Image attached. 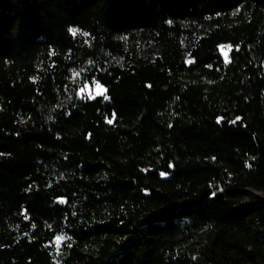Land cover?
Masks as SVG:
<instances>
[{"label": "trees", "instance_id": "1", "mask_svg": "<svg viewBox=\"0 0 264 264\" xmlns=\"http://www.w3.org/2000/svg\"><path fill=\"white\" fill-rule=\"evenodd\" d=\"M0 264H264V0H0Z\"/></svg>", "mask_w": 264, "mask_h": 264}, {"label": "rangeland", "instance_id": "2", "mask_svg": "<svg viewBox=\"0 0 264 264\" xmlns=\"http://www.w3.org/2000/svg\"><path fill=\"white\" fill-rule=\"evenodd\" d=\"M84 93L93 98L99 95H103L105 93V90L100 85H94V86H87L84 90ZM62 240L58 239L57 242L60 243Z\"/></svg>", "mask_w": 264, "mask_h": 264}, {"label": "snow or ice", "instance_id": "3", "mask_svg": "<svg viewBox=\"0 0 264 264\" xmlns=\"http://www.w3.org/2000/svg\"><path fill=\"white\" fill-rule=\"evenodd\" d=\"M69 31H70V33L73 34V36H75L77 33H79L80 35H83V36H87L88 35V33L82 32L81 30H79L77 28H70ZM228 47H231V46H228ZM236 50L239 51V48L237 47ZM225 63H230V60H229V58L226 55H225ZM237 119H239V117H237ZM111 122L112 121L109 120V123H111ZM232 123H235V121H232ZM57 239H61V238L58 237Z\"/></svg>", "mask_w": 264, "mask_h": 264}]
</instances>
